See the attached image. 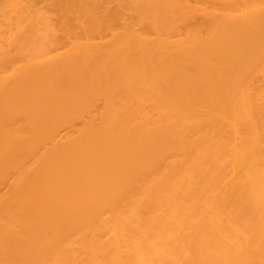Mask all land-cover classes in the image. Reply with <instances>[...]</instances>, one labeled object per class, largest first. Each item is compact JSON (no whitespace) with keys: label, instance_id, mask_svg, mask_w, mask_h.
<instances>
[{"label":"bare ground","instance_id":"6f19581e","mask_svg":"<svg viewBox=\"0 0 264 264\" xmlns=\"http://www.w3.org/2000/svg\"><path fill=\"white\" fill-rule=\"evenodd\" d=\"M0 264H264V0H0Z\"/></svg>","mask_w":264,"mask_h":264}]
</instances>
